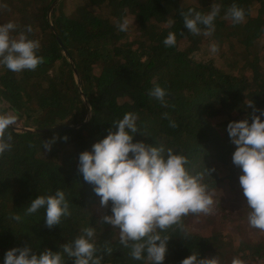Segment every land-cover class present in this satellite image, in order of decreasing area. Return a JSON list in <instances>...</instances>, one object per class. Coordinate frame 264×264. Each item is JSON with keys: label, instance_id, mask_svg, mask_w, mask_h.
Returning a JSON list of instances; mask_svg holds the SVG:
<instances>
[{"label": "trees", "instance_id": "trees-1", "mask_svg": "<svg viewBox=\"0 0 264 264\" xmlns=\"http://www.w3.org/2000/svg\"><path fill=\"white\" fill-rule=\"evenodd\" d=\"M54 1L0 0V24L14 22L13 36L30 25L28 37L39 40L38 55L44 57L34 71L15 73L0 65V114L12 112L23 127H64L8 129L12 148L0 155V264L15 247L59 251L88 226L96 227L97 247L107 243L113 249L111 255L98 253L102 264H151L129 255L118 229L97 223L112 214L111 201L101 207L94 185L78 172L79 154L130 112L138 115L134 143L163 144L186 155L190 172L205 173L214 190L211 214H190L183 218L184 231L173 226L162 233L170 237L163 264H181L192 253L218 256L220 264L234 258L264 264V246L252 235L251 209L239 184L243 173L232 161L236 146L226 130L232 121L252 122L250 103L264 110V0H59L49 21ZM213 3L221 5L214 33L191 34L180 12L206 13ZM233 3L245 11L242 23L224 18ZM124 17L133 24L120 32L117 22ZM170 31L177 37L174 47L163 43ZM212 43L219 48L215 54ZM156 84L167 89L168 107L148 96ZM82 93L92 108L88 120ZM165 112L177 127L169 126ZM44 141H54L51 151ZM206 168L215 171L209 176ZM57 190L66 193L71 212L60 225L49 229L43 208L24 214L36 196Z\"/></svg>", "mask_w": 264, "mask_h": 264}, {"label": "clouds", "instance_id": "clouds-1", "mask_svg": "<svg viewBox=\"0 0 264 264\" xmlns=\"http://www.w3.org/2000/svg\"><path fill=\"white\" fill-rule=\"evenodd\" d=\"M220 12L221 5L213 3L206 13L189 8L180 15L191 34L211 36ZM224 18L239 24L245 20V11L233 3ZM132 24L133 20L124 17L117 22V28L120 32H127ZM17 27L14 22L0 24V65L15 73L34 71L44 62V57L38 55L40 42L23 32L13 36ZM26 32H32L30 25ZM163 43L166 47H174L176 34L170 31ZM209 50L212 54L217 53L218 45L210 44ZM168 95L167 89L159 84L148 92V96L158 100L162 107L169 106ZM248 107L253 108L249 114L252 122L249 123L247 118L232 121L226 130L236 146L232 161L243 173L239 184L247 207L251 209L249 225L264 231V121L261 120L264 110L256 109L253 103ZM256 112L260 114L256 115ZM162 116L169 119L167 112ZM17 119L14 114H0V155L12 148L13 137L8 129L17 123ZM137 120L138 115L130 112L114 121V130L109 129L108 135L94 143L90 151L79 154L78 172L85 182L94 185L101 207L106 208L111 201L112 214L102 216L97 223L118 229L119 243L130 249L129 255L133 259L163 264L170 237L162 233L173 226L184 231L183 218L190 214H211L215 206L214 190L204 182L205 173L190 172L188 165L191 161L186 155L176 153L172 148L165 149L163 144L134 143V134L139 131ZM169 126L175 128L178 125L169 119ZM52 142L44 141L43 147L51 151ZM206 170L209 176L215 171ZM42 208L49 229L60 225L62 217L71 215L69 200L62 190H57L54 195L36 196L24 214L32 215ZM11 218L18 222L22 219L19 214ZM95 237L96 227L88 226L81 229L73 241L60 245L59 251L45 249L36 254L31 247H15L6 252L4 264H67L68 260H73L74 264H102L103 255L98 253L103 251L111 255L113 249L107 243L103 250L97 247ZM198 256L192 253L181 264H220L218 256L212 259ZM232 264L245 262L234 258Z\"/></svg>", "mask_w": 264, "mask_h": 264}, {"label": "water", "instance_id": "water-1", "mask_svg": "<svg viewBox=\"0 0 264 264\" xmlns=\"http://www.w3.org/2000/svg\"><path fill=\"white\" fill-rule=\"evenodd\" d=\"M59 0H55L54 3L51 5L50 9H49V12H48V19L49 21H51V11H52V8L55 6V4L58 2ZM82 97L85 101V103L87 104V107L89 109V113H88V117H87V120L91 118L92 116V108L91 106L89 105V103L87 102V100L85 99V96L84 94L82 93ZM15 130L17 131H23V130H30V131H34V132H47V131H50V130H55V129H59V128H64V127H52V128H43V129H35V128H32V127H15V126H12Z\"/></svg>", "mask_w": 264, "mask_h": 264}, {"label": "rangeland", "instance_id": "rangeland-1", "mask_svg": "<svg viewBox=\"0 0 264 264\" xmlns=\"http://www.w3.org/2000/svg\"><path fill=\"white\" fill-rule=\"evenodd\" d=\"M21 32H23V33H25L26 35H30V33H27L26 32V28H20V33ZM7 113H10V114H13L12 112H10V111H8ZM25 125H27V124H25ZM24 125V126H25ZM15 127H23V125H22V122L21 121H19V120H17V123L14 125ZM251 229H253V230H251L252 231V235L254 236V238L257 240V241H259V242H261V244L264 246V234H262L261 235V233L257 230V229H255V228H251Z\"/></svg>", "mask_w": 264, "mask_h": 264}]
</instances>
